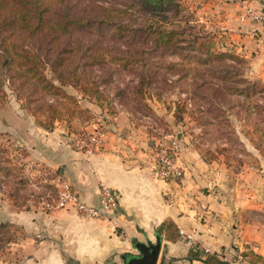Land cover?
Returning a JSON list of instances; mask_svg holds the SVG:
<instances>
[{"label":"rangeland","instance_id":"1","mask_svg":"<svg viewBox=\"0 0 264 264\" xmlns=\"http://www.w3.org/2000/svg\"><path fill=\"white\" fill-rule=\"evenodd\" d=\"M50 1L56 4L53 9L59 8V0ZM64 2L62 8L69 7V12L76 16L96 18L103 12L117 15L121 17L118 21L128 25V31L115 32L110 27L102 29L98 26L92 30L88 26L70 28L78 31L72 39L80 41L75 44L73 53H89L84 51V45L90 39L94 48L99 49L95 53L104 56L103 66L96 67L100 71L97 88L102 96L96 100L71 85L63 86L75 102L57 98L56 107L61 117L52 122L50 129L38 123L44 121L43 112L35 111V105L23 109L21 102L6 89V99L0 102V262L18 259L16 247L27 240V235L19 228L20 225H29L30 221L15 223L7 218L9 215L35 210L40 213L65 211L88 221L104 218L79 210V205L97 209L100 203L84 201L77 182L69 179V173L61 165L46 164L47 159L54 158V153L49 144L44 143L57 140L61 146L74 151L92 153L100 150L112 131L110 119L119 109L128 110L133 117L132 123L149 135L177 132L190 138L191 144L207 159H223L234 170L243 164L258 162L259 156L264 160V86L256 89L252 86L256 81L263 83L264 79L247 70V62L230 67L228 64L232 61L229 58L213 59L206 55L233 52L229 35L221 26L219 1L172 0L162 7H145L142 10H138L139 6L128 5L125 13L118 9L126 7L122 6L126 0ZM151 22L165 31H173L172 41L164 43L163 49L154 51L157 56L146 57L148 63L152 59L160 67L156 70L148 64L137 67L134 72L125 70L121 60L110 56L122 53L129 56L139 48L142 52H151V35L146 31ZM97 29L102 30L95 34ZM59 44L52 53H58ZM200 59L206 60L201 63ZM238 67L244 71L242 77L248 84L234 77L232 79L239 82L233 86L246 87L249 91L244 94L235 91L226 98L218 95L220 101L215 100L214 86L229 84L221 78L224 70ZM111 69L119 71L113 82L108 78ZM141 73L152 75L154 87L147 88L144 100L134 93L131 86ZM251 87L256 92L250 90ZM119 88L124 92L118 94ZM209 101L214 105L211 108L207 104ZM145 103L150 109L144 106ZM100 128L104 130L101 143H81ZM53 130L56 136L50 135ZM253 146L259 153L258 157L254 150H250ZM65 195L66 200L63 201ZM112 212H108L106 217ZM132 251L138 253L135 248ZM129 258L125 257V261ZM117 262L123 263L119 257Z\"/></svg>","mask_w":264,"mask_h":264},{"label":"crops","instance_id":"2","mask_svg":"<svg viewBox=\"0 0 264 264\" xmlns=\"http://www.w3.org/2000/svg\"><path fill=\"white\" fill-rule=\"evenodd\" d=\"M217 1L224 33L250 72L264 79V24L238 19L245 2L264 5V0ZM110 120L112 131L95 152L74 151L57 140L44 144L54 153L46 164L61 165L84 201L99 205V185L113 188L118 195L113 212L98 221L65 211L9 215L10 221L30 224L19 228L27 235L16 247L19 258L0 264H119L118 257L135 254L136 243L156 237V264H232L244 247L264 257V160L254 147L258 162L234 170L223 159H207L176 132L181 144L176 163L184 177L168 183L152 172V137L124 110Z\"/></svg>","mask_w":264,"mask_h":264},{"label":"trees","instance_id":"3","mask_svg":"<svg viewBox=\"0 0 264 264\" xmlns=\"http://www.w3.org/2000/svg\"><path fill=\"white\" fill-rule=\"evenodd\" d=\"M64 1L59 0V8L53 9L56 4H53L50 0H0V102L6 99V89H9L16 99L21 102L20 106L23 109H29L35 105V111L43 112L44 121H38V123L46 129H50L52 122L61 117L60 111L56 107L58 97L75 102V99L63 90V86L71 85L80 89L84 94L92 95L96 100L102 96L97 88L98 82H100L98 80L100 71L96 67L98 65L99 68L103 66L104 56L95 53L99 49L94 48L95 46L90 39L84 45V51L89 53H73L76 50L75 44L78 45L80 41L72 39L73 34L78 31L70 28L72 26L80 28L88 26L92 30L98 26V28L110 27L115 32L128 31V25L118 21L121 17L117 15L103 12L96 18L76 16L69 12V7L62 8L66 3ZM171 1L126 0L122 3V6L126 7L119 8L118 11L125 13L128 5L139 6L138 10L145 7L158 8L159 6L162 7L163 4H169ZM57 9H59V12H57ZM102 29H97L94 33L96 34ZM146 31L151 35L150 43L153 46L151 52L145 53L139 48L137 51L131 52L129 56L122 53L120 56L115 54L110 58L117 61L121 60L122 68L127 71L134 72L137 67L140 68V66H147L148 64L157 70L160 64L152 59L148 63L149 59L146 57L148 55L151 58L157 56L154 51L157 52V49H163L166 45L164 43L172 41L171 33L173 31H165L158 26H154L152 22ZM59 42L60 49L58 53H52ZM68 44L70 48L67 49ZM232 45L233 52H212L213 54L206 53V55L211 56L213 59L229 58L232 61L228 64L230 67L246 63L247 61L243 55L236 52V47L234 44ZM70 51L72 53H65ZM200 60L203 63L206 59ZM247 70H250L249 65ZM47 72L51 75L48 76ZM108 72V78H112L111 82H113L115 74H118L119 71L111 69ZM243 72L239 70V67L224 70L221 78L229 84H216L213 88L214 99L220 101L219 96L226 98L235 91L238 94L248 92L249 89H246V87L236 88V85L233 86L239 82L236 81L237 79H232L234 77L239 78L242 82L246 81L242 77ZM256 82L252 85L255 89L257 86H264V82ZM245 84H248V82H245ZM131 86L134 93L144 100L147 97V88L154 89L152 75L141 73L137 81ZM253 87L250 90L256 92ZM117 90L118 94L124 92L123 88ZM204 99L207 98L204 96ZM207 104L210 108L214 106L212 101ZM144 106L150 109L146 103ZM217 110L219 109L217 108ZM126 112L133 121L129 111ZM174 135L176 136V133ZM178 142L180 143V138ZM253 147L256 149L255 146ZM246 255L252 264H264V257L261 255L250 250L246 252Z\"/></svg>","mask_w":264,"mask_h":264},{"label":"built area","instance_id":"4","mask_svg":"<svg viewBox=\"0 0 264 264\" xmlns=\"http://www.w3.org/2000/svg\"><path fill=\"white\" fill-rule=\"evenodd\" d=\"M240 21L259 22L264 24V5H255L251 2H245L242 10L238 14ZM104 136V130L98 129L82 140L83 145L91 143H101ZM153 142L150 144L152 158V172L160 180L165 182L181 183L184 177V169L176 163V159L180 153V145L178 138L172 133L158 132L150 135ZM100 205L97 209L79 205V210L87 215L106 217L108 212L113 211L118 203V195L116 191L104 184L99 186ZM66 200V195L63 201ZM60 202V205L63 204ZM248 248L238 249L235 253L232 264H252L249 262L246 252Z\"/></svg>","mask_w":264,"mask_h":264},{"label":"water","instance_id":"5","mask_svg":"<svg viewBox=\"0 0 264 264\" xmlns=\"http://www.w3.org/2000/svg\"><path fill=\"white\" fill-rule=\"evenodd\" d=\"M135 249L138 253L129 255L130 258L127 261H125L126 256L120 258L122 264H156L160 250V239L156 237L155 242L136 243Z\"/></svg>","mask_w":264,"mask_h":264}]
</instances>
